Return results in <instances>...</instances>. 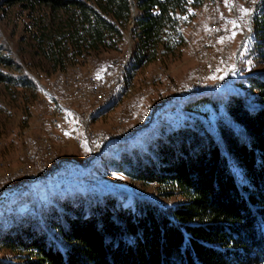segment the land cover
Segmentation results:
<instances>
[{"label": "trees", "instance_id": "16d2710c", "mask_svg": "<svg viewBox=\"0 0 264 264\" xmlns=\"http://www.w3.org/2000/svg\"><path fill=\"white\" fill-rule=\"evenodd\" d=\"M30 11L38 66L62 72L89 53L118 50L129 23L124 81L152 62L178 57L183 24L211 0H6ZM251 70L229 93L213 130L196 116L157 126L141 145L108 160L131 181L151 184L171 206L114 193H66L0 220V264H264V0L251 13ZM77 66V65H75ZM0 67L16 71L0 51ZM74 67V66H71ZM70 67V68H71ZM8 89L31 80L0 69ZM201 96L187 106L214 100ZM124 196V195H123Z\"/></svg>", "mask_w": 264, "mask_h": 264}, {"label": "rangeland", "instance_id": "374dc122", "mask_svg": "<svg viewBox=\"0 0 264 264\" xmlns=\"http://www.w3.org/2000/svg\"><path fill=\"white\" fill-rule=\"evenodd\" d=\"M5 1L0 0V51L17 69H0L29 78L33 88L0 84V220L72 192L97 198L114 193L123 205L131 199L175 204L179 197H161L153 185L129 180L107 161L119 150L141 145L157 126H173L191 116L213 130L224 97L243 94L239 80L252 67L245 49L259 0L202 3L183 24L180 55L137 69L127 83L131 23L118 50L89 53L77 66L53 72L40 69L38 56L31 53L33 13ZM108 65L120 69L112 75ZM99 73L102 78H95ZM201 96L216 107L211 101L187 106ZM0 256L11 254L0 251Z\"/></svg>", "mask_w": 264, "mask_h": 264}, {"label": "built area", "instance_id": "2783aa9c", "mask_svg": "<svg viewBox=\"0 0 264 264\" xmlns=\"http://www.w3.org/2000/svg\"><path fill=\"white\" fill-rule=\"evenodd\" d=\"M214 25L216 26V29H215V31H217L218 30V25H217V23L215 24L214 23ZM213 37V33L212 34H208L207 35V41L209 40V39H211ZM115 69H120V66L119 67H113V73H112V75H115ZM102 76V73H99L97 76H94V77H101ZM94 90H96V89H94ZM57 126H59V125H57Z\"/></svg>", "mask_w": 264, "mask_h": 264}, {"label": "bare ground", "instance_id": "6f19581e", "mask_svg": "<svg viewBox=\"0 0 264 264\" xmlns=\"http://www.w3.org/2000/svg\"><path fill=\"white\" fill-rule=\"evenodd\" d=\"M108 66H109V65H108ZM124 66H125V65H123V64L121 65V67H123V68H124ZM113 67H115V66L111 65V66H109L108 68H107V67H106V68H107V69H112ZM107 69H106V70H107ZM115 74H116V69H115ZM102 76H103V73H102ZM102 76H101V77H95V78H102ZM54 124H55V123H54Z\"/></svg>", "mask_w": 264, "mask_h": 264}, {"label": "snow or ice", "instance_id": "6c2138e0", "mask_svg": "<svg viewBox=\"0 0 264 264\" xmlns=\"http://www.w3.org/2000/svg\"><path fill=\"white\" fill-rule=\"evenodd\" d=\"M243 11L246 13L248 11V9H243Z\"/></svg>", "mask_w": 264, "mask_h": 264}]
</instances>
